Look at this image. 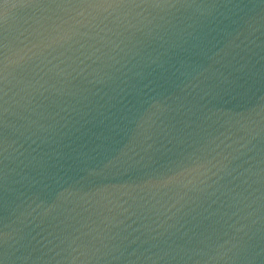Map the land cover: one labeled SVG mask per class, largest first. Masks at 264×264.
Wrapping results in <instances>:
<instances>
[{"label": "water", "instance_id": "obj_1", "mask_svg": "<svg viewBox=\"0 0 264 264\" xmlns=\"http://www.w3.org/2000/svg\"><path fill=\"white\" fill-rule=\"evenodd\" d=\"M0 264H264V0H0Z\"/></svg>", "mask_w": 264, "mask_h": 264}]
</instances>
